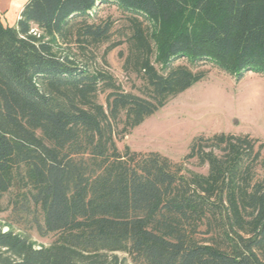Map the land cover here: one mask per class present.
Here are the masks:
<instances>
[{"label":"trees","instance_id":"16d2710c","mask_svg":"<svg viewBox=\"0 0 264 264\" xmlns=\"http://www.w3.org/2000/svg\"><path fill=\"white\" fill-rule=\"evenodd\" d=\"M101 3L127 21L123 69L143 95L82 59L111 39L113 19L91 18ZM203 63L264 74V0H27L14 26L0 15V264H264V141L193 137L183 160L205 173L116 144ZM15 223L54 238L37 246Z\"/></svg>","mask_w":264,"mask_h":264},{"label":"rangeland","instance_id":"374dc122","mask_svg":"<svg viewBox=\"0 0 264 264\" xmlns=\"http://www.w3.org/2000/svg\"><path fill=\"white\" fill-rule=\"evenodd\" d=\"M93 16L94 20L107 16L113 19L111 39L87 49L83 61L87 60L96 69L108 71L124 90L143 95L141 77L123 69L127 52L126 43L122 41L127 24L124 15L114 4L101 3ZM120 41L122 43L107 51L112 42ZM65 44L57 42L54 49L60 53ZM76 44L71 43L69 48L78 56L80 53ZM196 68L207 70L205 77L170 98L128 134L117 135L119 149L127 146L134 151L158 152L174 162H182L189 171L205 173L207 167L200 165L196 158L183 160L193 137L224 132L249 134L264 141V74L250 70L237 77L211 63H203ZM99 101L105 104V93L99 94ZM5 221H10L7 212H1L0 224ZM13 226L15 231L30 237L37 246L49 245L54 238L52 234L40 237L34 229L17 223ZM3 229L6 230V227ZM117 254L127 257L121 252Z\"/></svg>","mask_w":264,"mask_h":264},{"label":"crops","instance_id":"0c3cea01","mask_svg":"<svg viewBox=\"0 0 264 264\" xmlns=\"http://www.w3.org/2000/svg\"><path fill=\"white\" fill-rule=\"evenodd\" d=\"M27 0H0V15L4 24L14 26Z\"/></svg>","mask_w":264,"mask_h":264}]
</instances>
